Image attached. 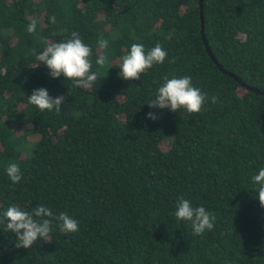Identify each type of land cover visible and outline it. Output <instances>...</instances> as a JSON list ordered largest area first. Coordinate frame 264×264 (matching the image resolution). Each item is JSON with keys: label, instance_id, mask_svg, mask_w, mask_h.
<instances>
[{"label": "trees", "instance_id": "trees-1", "mask_svg": "<svg viewBox=\"0 0 264 264\" xmlns=\"http://www.w3.org/2000/svg\"><path fill=\"white\" fill-rule=\"evenodd\" d=\"M203 11L212 55L201 0H0V218L12 204L45 205L79 224L27 250L0 224V264H264L251 181L264 168V95L247 89L264 92V0H204ZM72 32L92 48V71L108 56L92 89L52 79L35 58ZM134 43L168 55L125 81L120 58ZM165 76H189L218 102L198 114L151 109ZM38 88L66 96L61 112L28 103ZM13 162L19 184L6 174ZM180 198L212 212L213 230L197 236L176 220Z\"/></svg>", "mask_w": 264, "mask_h": 264}, {"label": "clouds", "instance_id": "clouds-1", "mask_svg": "<svg viewBox=\"0 0 264 264\" xmlns=\"http://www.w3.org/2000/svg\"><path fill=\"white\" fill-rule=\"evenodd\" d=\"M50 22L55 25V16L50 18ZM37 24V19L32 18L26 31L29 34L36 32ZM45 43L47 46L36 55V60L47 67L52 79L63 76L75 87L92 89L99 78L98 69L108 63V56L101 51L95 59L97 71H92V48L84 43L79 32H72L70 38L62 42L45 40ZM97 43L100 50H106L109 47L107 39L101 38ZM167 55L166 50L159 43L147 52L143 44L134 43L120 58L119 76L125 81L139 80L141 75L153 65H162ZM209 99L212 104L218 102L217 96L209 98L206 93L193 86L191 77L168 78L165 76L163 84L158 86L154 94V99L147 105L151 109L168 110L172 113L183 109L187 114H198ZM27 100L41 112L55 110L59 113L65 104L66 96L53 99L46 88H38L27 96ZM147 119L155 121L157 116L149 112ZM6 174L13 184H19L23 179L20 166L14 162L8 164ZM251 181L256 186L260 206L264 208V168L259 169L258 174L251 177ZM173 215L176 220L190 222L193 234L197 236L213 230L215 226L216 217L212 212L203 206L194 207L185 198L177 201ZM0 224H4L7 231L14 235L15 247L25 250L36 244L38 239L45 242L52 240L51 233L54 227L62 234L79 231L78 221L67 212L54 214L52 209L45 205H37L29 211L17 204H12L3 213Z\"/></svg>", "mask_w": 264, "mask_h": 264}, {"label": "water", "instance_id": "water-1", "mask_svg": "<svg viewBox=\"0 0 264 264\" xmlns=\"http://www.w3.org/2000/svg\"><path fill=\"white\" fill-rule=\"evenodd\" d=\"M203 1H204V0H201V6H202V16H201V19H202V34H203V39H204V41H205V43H206V45H207V50H208L209 54L212 55V52H211L210 48L208 47V44H207V41L205 40V35H204V11H203ZM213 58H214V57H213ZM214 59H215V58H214ZM215 61H216V59H215ZM220 69L222 70V68H220ZM224 73L228 74L227 71H224ZM229 75L232 76V77H234V78H235V79H236V80H237L242 86H245L239 78H237L236 76H234V75H232V74H229ZM247 89L252 90V91H254V92H256V93H259V94L264 95V92H263V91H260V90H257V89H253V88H250V87H247Z\"/></svg>", "mask_w": 264, "mask_h": 264}]
</instances>
